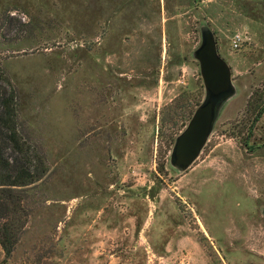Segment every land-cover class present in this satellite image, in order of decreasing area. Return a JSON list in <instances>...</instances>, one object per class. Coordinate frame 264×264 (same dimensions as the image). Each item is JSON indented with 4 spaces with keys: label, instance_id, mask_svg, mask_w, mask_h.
Segmentation results:
<instances>
[{
    "label": "rangeland",
    "instance_id": "1",
    "mask_svg": "<svg viewBox=\"0 0 264 264\" xmlns=\"http://www.w3.org/2000/svg\"><path fill=\"white\" fill-rule=\"evenodd\" d=\"M204 28L233 89L180 169ZM0 67L47 166L0 264H264V0H0Z\"/></svg>",
    "mask_w": 264,
    "mask_h": 264
},
{
    "label": "trees",
    "instance_id": "2",
    "mask_svg": "<svg viewBox=\"0 0 264 264\" xmlns=\"http://www.w3.org/2000/svg\"><path fill=\"white\" fill-rule=\"evenodd\" d=\"M264 102L256 111L257 120ZM47 171L41 148L21 125L17 93L0 67V249L9 256L30 214L27 190Z\"/></svg>",
    "mask_w": 264,
    "mask_h": 264
},
{
    "label": "water",
    "instance_id": "3",
    "mask_svg": "<svg viewBox=\"0 0 264 264\" xmlns=\"http://www.w3.org/2000/svg\"><path fill=\"white\" fill-rule=\"evenodd\" d=\"M194 56L199 62L206 95L175 139L171 159L180 169H186L199 155L211 131L219 102L233 89L230 67L219 55L208 29H203Z\"/></svg>",
    "mask_w": 264,
    "mask_h": 264
},
{
    "label": "built area",
    "instance_id": "4",
    "mask_svg": "<svg viewBox=\"0 0 264 264\" xmlns=\"http://www.w3.org/2000/svg\"><path fill=\"white\" fill-rule=\"evenodd\" d=\"M241 44V37L240 35L237 33L234 35V37L232 38V46L234 48H238Z\"/></svg>",
    "mask_w": 264,
    "mask_h": 264
}]
</instances>
